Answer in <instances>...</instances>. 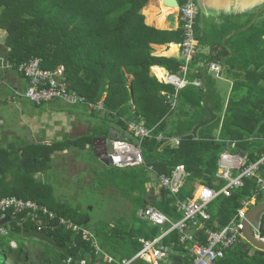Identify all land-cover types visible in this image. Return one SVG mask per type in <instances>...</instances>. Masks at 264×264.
Segmentation results:
<instances>
[{"label": "trees", "instance_id": "16d2710c", "mask_svg": "<svg viewBox=\"0 0 264 264\" xmlns=\"http://www.w3.org/2000/svg\"><path fill=\"white\" fill-rule=\"evenodd\" d=\"M147 2L0 0V31L5 34L4 43L9 49L7 56L13 67L17 68L21 62L32 57H40L41 66L45 69L54 70L63 66L70 88L91 102L103 97L105 110L117 115L118 124L123 129L128 127L122 119L129 116V119L141 118L145 126L152 130V138L142 142L146 166L151 165L158 174H170L180 164L185 167L188 174L186 182L175 196L152 182L146 166L125 169L111 167L106 172L107 186L117 189L133 202V218L138 222L136 227L128 225L123 234H119L117 227L111 226L108 234L100 238L101 245L110 249L111 255L118 256L115 255L117 261L131 259L140 250V237L152 239L159 233L158 227H152L138 217L140 208L152 204L176 221L181 217L176 200L184 201L192 197L200 184L216 190L224 184L220 181L214 185L213 180L217 159L226 141H235V149L245 151L248 161H255L263 151L264 21L247 27L251 18L223 17L224 23L205 26L201 42L203 40L211 51L220 47L221 51L211 56L210 60L223 61L228 66L226 72L233 83L224 108L219 138L215 139L211 132L218 127L220 117L201 127L197 138H193L190 134L193 127L208 118L206 108L217 113L222 111L221 98L216 92L214 80L197 67L195 72L198 78L205 80L206 90L193 86L181 89L178 91L176 111L170 109L162 91L171 94L174 88L159 83L150 75V67L157 65L175 73L182 61L153 56L151 44H181L183 30H158L147 25L142 14ZM161 133L180 136L179 146L162 147V142L156 139ZM30 150L32 153L27 165L24 162ZM53 151L54 146L45 148L33 145L23 149L21 154L12 152L11 147L0 148V198L16 196L33 200L46 205L57 215L87 227V213L82 214L66 203L55 201L50 186L35 177V173L48 168ZM250 180H245L244 187L234 191L230 197L221 194L210 203L212 220L209 226H212L213 218L226 225L236 215L241 200L250 198L255 190V183ZM150 183H153L152 190L148 187ZM158 190L161 191L160 198L147 203L146 199L150 195H158ZM261 202L264 203V194L257 197V203ZM20 222L17 217L3 224L8 225L9 230L0 242V264H77L81 258L87 257L90 264L100 263L79 234L62 226L47 225L41 231L49 236L53 245L23 235L24 232L35 231L36 224L30 219ZM42 222L46 223L44 220ZM95 234L99 236L98 232ZM178 236L177 231H172L163 240L168 246L173 244V252L183 260L179 263L172 259L171 263L189 264L190 244H180ZM196 236L201 244H206L202 231L196 232ZM108 238L115 246L108 244ZM12 239L16 241V247L10 245ZM62 249L69 255L64 254ZM252 250L250 243L241 241L214 264H264V255ZM68 257L71 258L70 263L66 262ZM131 264L148 263L135 260Z\"/></svg>", "mask_w": 264, "mask_h": 264}, {"label": "built area", "instance_id": "2783aa9c", "mask_svg": "<svg viewBox=\"0 0 264 264\" xmlns=\"http://www.w3.org/2000/svg\"><path fill=\"white\" fill-rule=\"evenodd\" d=\"M176 12L178 13L181 27L183 30V41L180 44V53L183 65L177 74L165 72L162 80L164 83L171 84L178 91L188 85L204 89L203 79L192 81L186 78L188 65L196 53L198 46L194 35L196 19L199 13L196 0H177ZM40 57H32L21 62L17 70L26 79L27 85L23 91H15L16 97H24L35 105H41L52 99H59L68 104H85L95 110H102L104 106L101 102L93 103L84 96L71 89L64 77V68L59 66L54 70L45 69L41 66ZM3 65L0 60V66ZM207 72H213L215 77H219L221 67L215 62L208 63ZM166 94V93H165ZM168 103L171 109L177 106L176 96L168 95ZM130 137L128 139H112L110 141L111 153L108 155V164L117 169L138 167L145 164L142 153V142L151 138V129L147 128L143 121L131 122L128 124ZM168 140L171 143L179 144V138H164L159 136L158 140ZM236 147L234 141H229L225 145L218 161V171L216 176L224 181L218 189L203 185L198 188L192 197L184 201L176 200L177 210L181 213V218L173 221L164 212L154 206H145L140 209L139 215L143 217L152 227H166V230L159 236L146 239L139 238L140 250L131 259L117 261L110 255L104 254L95 235L85 226L78 225L64 216L57 215L46 205L36 201L23 199L16 196L0 198V220L20 218L23 222L30 219L36 224L37 232L47 225L57 224L69 229L74 234H79L86 241L90 250L97 257L102 255L106 264H131L133 261H144L148 264H172V245L163 243V238L172 231L179 233L180 244L190 243L189 264H214L218 259L224 257L226 251L236 246L241 240H246L242 229V221L245 219L247 211L257 204L256 198L264 193V138L262 140L263 151L255 161H248L246 157L231 152ZM234 157V158H233ZM149 171L153 174L158 183V187L175 196L185 184L187 173L184 165L175 166L170 174H158L151 165ZM233 170L236 173H233ZM246 179H253L256 185L254 195L242 202L236 215L225 226L212 229L207 226L211 220L208 212V205L219 195L230 197L234 190L244 187ZM46 221V223L42 222ZM259 219L257 226H252L253 234L264 239V229L261 228ZM20 222V223H21ZM190 229L203 230L206 244L203 245L200 239ZM6 230L1 227L0 233L6 234ZM67 263L71 258H67ZM78 264H88L86 258H81ZM97 264V263H96Z\"/></svg>", "mask_w": 264, "mask_h": 264}, {"label": "crops", "instance_id": "0c3cea01", "mask_svg": "<svg viewBox=\"0 0 264 264\" xmlns=\"http://www.w3.org/2000/svg\"><path fill=\"white\" fill-rule=\"evenodd\" d=\"M209 1L212 2L213 6L215 5L216 0H209ZM196 3H197V0H196ZM216 3H218L217 4L218 7L216 6L215 8H219V9H212L209 11L206 10V12L202 11L199 8L198 3H197L198 10H199V13H198L199 18H198V20L196 19L195 28H194V35H195V38L197 39L198 46H197L195 55L193 56L191 62L188 65L186 78L190 81H192L194 79H200L197 77V73L195 72V69L198 67V68H201L202 73H205L207 76H210L214 80L215 88L217 90L216 92L218 93L219 97L221 98V101L223 104V108H222V111L220 113L213 112V110L210 108L212 110V112L216 115V119L218 117H220L218 127L214 128L211 132L212 135L215 137V139H218L224 108H225V105L227 103L231 89L229 90L228 94L225 95V97H223L222 94L218 90L219 84L217 83V81L218 80L219 81L220 80L229 81L231 83L230 86L232 87L233 80H232L231 76L229 74H227L226 71H227L228 66L224 65L223 61L210 60V57L217 55L221 51V49H220V47H218L215 50L211 51L210 47L206 46L204 44L203 40L201 42V39H204L203 36L205 34V26L209 23H214V24L224 23L223 17H229V18L238 17L241 20H246L247 18H251L249 23H248V26H247V27H249L251 25H254L255 23L264 21V10L259 12L258 14L253 13V12H245V13L230 12L228 14H225L224 12L220 11V10H222V8L219 7V5H223L224 3H222V1H217ZM164 8L171 9L170 7H167L164 5L163 0H148L147 4L142 9V14L144 15V22L147 25L153 26L154 28H156L158 30H169V31H171V30H177L178 28L182 29L181 22L179 20V16H178V13L176 12V9L172 8L174 11H169V12L165 13ZM214 10H219V11L216 12ZM151 11H153V12H151ZM159 18H160V20H159ZM160 22L161 23L163 22V23L161 24ZM2 33L3 32L0 31V60H1V63L3 64L0 66V148L10 149V147H11L12 152L17 151L18 154H21L23 149L30 147V146H33V145L39 146V147H45V148L49 147V146L50 147L54 146V151L52 152V154L50 156L48 168H46V169L44 168L43 171L38 170L40 172L35 173V177H36V179H38L41 182L48 184L50 186V188L52 190L51 194L55 198V201L66 203V202H63L62 200H60V198L54 192L53 181H54V174L56 173V171H55L56 168L61 170V173L62 172L68 173V174L73 173L74 175H78L79 179H80L79 183H81L80 186L83 185L85 187L88 186L89 188L95 189L96 187L94 185V182L100 176H102L101 178H103L104 175L106 174V172L111 169V166L109 164H107L105 162V159H104V153L107 150V144L106 143H110V141L112 140V139H110V137L121 136L124 139L131 138L128 124L131 122H137V121H143V120L141 118H137V119L130 118L129 119V116H126L124 119H122L124 122H126L127 127H128L125 130L118 124V121L116 119L117 115L113 114V113H112L113 115L108 113L105 110V107L102 110H95V109H91V108L87 107L85 104H68V103H65L59 99H52V100H50L46 103H43L41 105H35V104L29 102L28 100H26L24 97H16V95H14V90L15 91H23L27 85V81L18 72L17 68L13 67L11 62L9 61L8 56H7L9 49L5 46V43H4L5 41L1 40V34ZM151 47H152L151 53L153 56L168 57V58H174L177 60H181L182 63H181V65H179L178 71L173 73V74L179 73L180 67L184 63L182 60V57H181V53H180V44H177L175 42H171L168 44H151ZM228 56H230V54ZM210 62H215V63L220 65L221 72L219 74V77H215L213 72H207L206 71V67H207L208 63H210ZM161 72L172 73L169 70H167L163 67L157 66V65L150 67V75L151 76L155 77L159 83L168 84V83H164L162 80H160L161 78H159L157 76V74H159ZM168 85H171V84H168ZM171 86H173V85H171ZM188 86H193V85H188ZM173 88H174V93L170 94V93H167L166 91H162V94L166 95V97L168 95L176 96L177 104H178V97L177 96H178V91H180L181 89L177 91L174 86H173ZM200 90L205 91L206 87L204 89H200ZM103 99L104 98L102 97L97 102H101L103 104ZM97 102H93V103H97ZM103 106H104V104H103ZM169 107H170V105H169ZM170 109H171V107H170ZM176 109H177V106L175 109H171V110L176 111ZM132 112L133 113L135 112L134 106H132ZM207 114H208V112H207ZM208 118H209V115H208ZM213 122H211V123H213ZM207 125H209V124H207ZM199 129H198V131H199ZM198 131H197V134H198ZM190 134H191V132H190ZM159 136L164 137V138H179V140L181 141V137L176 136V135L170 136V135H166V134L161 133V134L156 136L157 140H158ZM105 138H106V143L102 141V139H105ZM122 138H119V139H122ZM193 138H197V136L193 137ZM249 139H251V138H249ZM158 141L162 142V147H165L168 145L178 147L180 144V141H179V144H177V145L174 143H171L165 139L158 140ZM227 142H229V140L226 141V143ZM226 143H225V145H226ZM225 145H224L222 152L225 149ZM231 152H233V151H231ZM31 153H32L31 150H30V152H27L28 155H26V157H25L24 164L29 165V162H30L29 154H31ZM221 153H220V155H221ZM234 153H237V154L242 155V156L247 158V153L243 150L235 149ZM220 155H219V157H220ZM219 157L217 159L216 174H217L218 167H219L218 166ZM143 166H146V163L144 165L138 166V167H143ZM148 166H146V167H147V170L149 171ZM13 167H14L13 172H15L16 168H15V166H13ZM138 167H132V168H138ZM149 173L150 174H148V175L151 177L152 182H154L158 186V183L155 180L153 174L150 171H149ZM233 173L235 174L236 171L233 170ZM216 174H215V177L213 180L214 185H218L220 181H223V180L219 179L216 176ZM187 176H188V174H187ZM187 176H186V178H187ZM186 178H185V182H186ZM62 180H64V179H62ZM250 181L252 183H255V182H253L254 181L253 179ZM152 185H153V183H150L148 185L150 190H152L151 188H153ZM202 185L203 184H200L195 188L192 196L198 190V188ZM241 188H243V187H241ZM241 188H239V189H241ZM236 190H238V189H236ZM236 190H234V191H236ZM255 190H256V185H255ZM255 190H254V192H255ZM254 192L251 195V197L254 195ZM262 194H264V193H262ZM120 195H121V193H120ZM121 198H123L122 195H121ZM250 198H248V199H250ZM248 199H246V198L242 199L240 202V205L242 204V202H244ZM256 202H257V198H256ZM120 203H122V202L120 201L119 204ZM66 204H68V203H66ZM129 204L131 206H129L128 209H131L130 211L132 213V210L134 212L135 207H134V204L131 200H130ZM257 204H259V203H257ZM209 205H208V212H209ZM146 206H153V205L151 204V205H146ZM140 209H142V208H140ZM140 209L137 211L138 217L140 219H144L143 217H141L139 215ZM263 214H261L259 216V219L262 218ZM210 215H211V213H210ZM263 218L261 220L262 229H264V225H263L264 223H262V222H264ZM213 219L214 220H213L212 226H209V223L212 220V215H211V220L207 224L208 227H210L212 229H218L220 227L225 226V225H221L217 218H213ZM133 225H134V223H133ZM57 226H59V225H57ZM1 227H3L7 231L6 234H3V235H7L8 230H9L8 225H5V226L1 225L0 228ZM158 228H159V233L157 236H159L161 233H163L166 230V229H163L164 227H162V228L158 227ZM200 231L203 232V236L205 238L203 230H196V229H190L189 230V232L193 233L195 236H196V232H200ZM92 233L95 235V232H92ZM26 237H28V236H26ZM95 237L97 239L96 235H95ZM140 238H143V237H140ZM163 240H164V238H163ZM178 240H179V238H178ZM205 240H206V238H205ZM97 241H98L99 245L101 246V249L103 250L104 254L110 255V252H109L110 249H107L106 247L101 245L100 240L97 239ZM138 241H139V239H138ZM241 241L248 242L247 239L241 240ZM11 243H12L11 244L12 247H16V241L15 240L12 239ZM110 246H115V244H112ZM253 250H256V248L253 247ZM177 256H178L177 253L175 251L173 252V250H172V258L171 259H174V260L176 259V261H178L179 263H182L183 260L178 259L181 257L177 258ZM97 259H98V261H103L102 255L97 257ZM96 263H99V262H95L94 264H96Z\"/></svg>", "mask_w": 264, "mask_h": 264}, {"label": "rangeland", "instance_id": "374dc122", "mask_svg": "<svg viewBox=\"0 0 264 264\" xmlns=\"http://www.w3.org/2000/svg\"><path fill=\"white\" fill-rule=\"evenodd\" d=\"M172 11L174 10L172 9ZM1 40L5 41L4 32L1 34ZM217 83L219 84V92L223 97H225L231 89V83L225 80H218ZM55 171L56 173L54 174L53 181L55 194L60 198V200L68 203L67 205L75 211L83 212L82 214L87 213L89 215L90 218L87 221V227L92 232H98L100 236L97 237L98 240L104 237L106 233L108 234V230L111 226L117 227L119 234H123V231H125L127 226L130 224L134 223V227L138 226V222L134 221L133 218V210L131 213V209H128V207L131 206L129 204V198H124V196L121 198L120 191L107 186L109 185V182L106 180V176L103 178L100 176L94 182L96 187L94 189L89 188L88 186H80L81 183H79L80 179L78 175H74L73 173H61V170L58 168H56ZM154 196L155 194L150 195L149 198L146 199L147 203L160 198L161 191L158 190V195ZM118 201H121L122 203L119 204ZM163 229H165V227ZM3 237H5V235L0 233V242ZM23 240H25V237ZM11 244L12 243L10 241V245ZM108 244H114L111 238H108ZM115 255L111 256L117 259L118 256L116 255V257ZM1 261L2 259L0 256V262ZM103 262L104 261H100V263L97 264H102ZM88 264L90 263L88 262Z\"/></svg>", "mask_w": 264, "mask_h": 264}, {"label": "water", "instance_id": "95a60500", "mask_svg": "<svg viewBox=\"0 0 264 264\" xmlns=\"http://www.w3.org/2000/svg\"><path fill=\"white\" fill-rule=\"evenodd\" d=\"M217 1H222V3H224L223 5H219V7L222 8V10L220 11L224 12L225 14H228L230 12H240V13L253 12L258 14L259 12L264 10V0H226V1L216 0V2ZM216 2L215 5L213 6L212 2H210L209 0H197L199 8L204 12H206V10L209 11L212 9H219V8H215L216 6L218 7L217 5L218 3ZM163 3L165 6L170 8H176L178 5L177 0H163ZM214 11L218 12L219 10H214ZM206 110L208 112L209 118L194 126V128L191 131L193 137L197 136V131L199 128L207 124H210L216 119V115L212 112L210 108H207ZM115 138H122V137L121 136L110 137V139H115ZM102 141L106 143V138L102 139ZM106 144H107V150L104 153V159L105 162L108 164V155L111 153V145L110 143H106ZM263 213H264V203H259L247 211L245 215V219L242 221V225H243L242 232L244 236L246 237L247 241L253 247L256 248L258 254L260 255H264V239L256 237L253 234L251 227L258 225L259 216ZM8 221L9 219L0 220V226L7 223ZM51 226L57 227V224H53ZM23 235L28 237H33L35 239L45 241L47 243L54 245V242L49 238V236L43 232L27 231L24 232ZM62 251L67 256L69 255L65 249H62Z\"/></svg>", "mask_w": 264, "mask_h": 264}, {"label": "bare ground", "instance_id": "6f19581e", "mask_svg": "<svg viewBox=\"0 0 264 264\" xmlns=\"http://www.w3.org/2000/svg\"><path fill=\"white\" fill-rule=\"evenodd\" d=\"M165 9V13L166 12H169V11H172V8L171 9H169V8H164ZM174 9H176V8H174ZM151 10V9H150ZM151 12H153V11H151ZM150 14V13H149ZM166 15V14H165ZM156 17V16H155ZM159 20H160V18H159ZM161 23V22H160ZM163 23V22H162ZM161 23V24H162ZM165 54V53H164ZM163 70V69H162ZM153 71V70H152ZM164 71V70H163ZM156 74V73H155ZM164 75H165V72H161V73H159V74H157V76L159 77V78H162V77H164Z\"/></svg>", "mask_w": 264, "mask_h": 264}]
</instances>
